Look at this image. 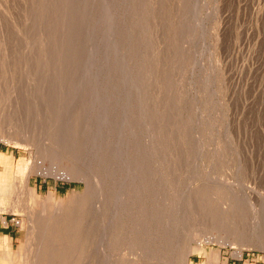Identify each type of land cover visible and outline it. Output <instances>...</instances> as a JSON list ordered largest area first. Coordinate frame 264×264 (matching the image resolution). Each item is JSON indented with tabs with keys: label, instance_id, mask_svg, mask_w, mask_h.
<instances>
[{
	"label": "rangeland",
	"instance_id": "1",
	"mask_svg": "<svg viewBox=\"0 0 264 264\" xmlns=\"http://www.w3.org/2000/svg\"><path fill=\"white\" fill-rule=\"evenodd\" d=\"M94 181L92 236L55 222ZM4 183L0 264H264V0H0Z\"/></svg>",
	"mask_w": 264,
	"mask_h": 264
},
{
	"label": "bare ground",
	"instance_id": "2",
	"mask_svg": "<svg viewBox=\"0 0 264 264\" xmlns=\"http://www.w3.org/2000/svg\"><path fill=\"white\" fill-rule=\"evenodd\" d=\"M19 111V110H18ZM23 111V110H22ZM20 113V112H19ZM6 114V113H5ZM3 115V114H2ZM21 117V116H20ZM22 119V118H21ZM20 119V120H21ZM19 122H21V121H19ZM39 124V123H38ZM28 125V124H27ZM44 125V124H43ZM42 125V126H43ZM47 126H48V124H47ZM46 127V126H45ZM46 128H48V127H46ZM45 129V128H44ZM46 131V130H45ZM22 133L24 132V130L23 131H21ZM48 132V131H47ZM25 133V132H24ZM41 133V132H40ZM49 133V132H48ZM31 134V133H30ZM26 135H27V132H26ZM41 135V134H40ZM44 135V134H43ZM33 136V135H32ZM24 137H25V134H24ZM52 137V136H51ZM63 137V136H62ZM39 138H40V136H39ZM28 139L30 140V139H32V138H30V137H28ZM34 139V138H33ZM64 141V140H63ZM51 143V142H50ZM46 144V143H45ZM45 144H43V147H45L44 145ZM52 144V143H51ZM55 144V143H54ZM34 145V144H33ZM36 148V147H35ZM44 149V148H43ZM51 149V148H50ZM53 149V148H52ZM51 149V150H52ZM54 149H55V147H54ZM38 150V149H37ZM59 151V150H58ZM46 152H47V150H46ZM45 152V153H46ZM56 153H57V151H55ZM51 153V152H50ZM55 153V154H56ZM59 153V152H58ZM49 154V153H48ZM52 156V155H51ZM55 160V159H54ZM76 164V163H75ZM53 166V165H52ZM22 167V166H21ZM40 167V166H39ZM23 168V167H22ZM69 174V173H68ZM70 176V175H69ZM81 179V178H80ZM91 180V179H90ZM26 181V185H28V180H25ZM96 182H97V180H96ZM132 183V182H131ZM96 185H97V183H96ZM136 186V185H135ZM25 187V186H24ZM203 187V186H202ZM133 190H134V185H133ZM199 188V187H198ZM95 189V181H94V183H92V186H90V184H87V188H86V190L83 192V193H79V194H75V192H74V194L76 195V199L75 200H73L74 201V203H73V205L72 206H70V207H68V208H66L65 206L64 207H62V206H60V208L58 209V211H56L55 212V214H56V216L58 217V219L57 220H55V222H59V224H61V225H64V224H67V225H71V227L72 228H74V225L76 226V228H74V229H76L77 231H79L78 233L80 234H83V230H85V234L87 233L89 236L91 235V232H93L94 231V229L95 228H97V226H99V225H101L102 223H101V220H100V217H99V212H97L95 209L97 208V210L98 211H101V209H102V201H101V199H100V197H97L96 196V198H95V196H94V198H93V196H92V193L94 194V190ZM192 189V188H191ZM99 190V189H98ZM196 190V189H195ZM96 191H97V189H96ZM197 191V190H196ZM127 192V191H126ZM9 193H10V185H9V183H4V184H2L1 186H0V199H5L8 195H9ZM119 193V192H118ZM134 193H135V191H134ZM138 193V192H137ZM194 193V192H193ZM21 194V193H20ZM97 194V193H96ZM122 194V193H121ZM52 195V194H51ZM99 195V194H98ZM119 196H120V194H118ZM192 196V195H191ZM74 197V196H73ZM116 197H118V196H116ZM192 197H194V196H192ZM127 198V197H126ZM28 203V202H27ZM47 203V202H46ZM28 204H30V201H29V203ZM27 204V205H28ZM48 204V203H47ZM50 204H52V203H50ZM135 204V201L134 202H132V204H131V206L127 209V208H124V207H120V208H118L117 207V209H115L114 211H112L111 212V218H110V220H109V223L107 222V224H108V226L109 225H118L117 223H119V225L120 226H125L124 225V222H125V220H128L129 219V214L128 213H130L131 214V212H132V210H134L133 209V207L136 205H134ZM92 205V207H93V209L95 210V212H94V214H90L91 213V209H90V206ZM107 207H104L103 209L105 210V211H108L109 209L107 208ZM124 209H126V211L124 210ZM91 210V211H90ZM93 210V211H94ZM90 211V212H89ZM136 211V210H135ZM135 211H134V213H135ZM137 212V211H136ZM43 213V215L45 216H47V213L45 212V211H43L42 212ZM138 213V212H137ZM55 214H53V213H50L49 215H55ZM133 219H138V217H133ZM51 223V222H50ZM83 226L85 227V228H83ZM104 226V228L106 227V225H103ZM67 227V226H66ZM127 227V226H126ZM102 228V227H101ZM120 228H122V227H120ZM123 228H125V227H123ZM82 231V232H81ZM98 231H100V230H98ZM98 231H96V232H98ZM101 231H102V229H101ZM100 231V232H101ZM122 231H123V229H122ZM121 231V232H122ZM66 232V231H65ZM68 232V231H67ZM95 232V231H94ZM93 232V233H94ZM109 232V231H108ZM120 232V233H121ZM126 232V231H125ZM124 232V233H125ZM46 232H44V234H45ZM69 233V235H70V232H68ZM74 233V232H73ZM103 233V236H101V238H102V240L100 241V243L98 244V239L97 238H95V239H97V240H95L96 242V244H98L96 247H97V249L98 250H105V245L103 244L107 239H109V236H107L108 235V233H107V230H106V228L104 229V231L102 232ZM123 233V232H122ZM176 233V232H175ZM74 235V234H73ZM97 235V234H96ZM102 235V234H101ZM174 233H172L170 230L168 231V233H166V237H167V239L168 240H171V242H172V240H174ZM86 236V235H85ZM92 236V235H91ZM93 236H94V234H93ZM72 237V236H71ZM70 237V238H71ZM97 237V236H96ZM99 237H100V235H99ZM45 238H47V237H45ZM68 238V237H67ZM76 238H78L77 236H76ZM93 238V237H92ZM123 238H125V237H123ZM69 239V238H68ZM72 239H73V237H72ZM119 239V238H118ZM122 239V238H121ZM76 240V239H75ZM74 240V241H75ZM78 240V239H77ZM177 240V239H176ZM66 241H67V239H66ZM29 242V241H28ZM196 242V237L193 235V234H190V235H188V238H187V242L185 243V245L183 246V253H182V256L180 257V259H179V261L178 262H175V263H173V261L172 262H167V263H169V264H195L194 262H193V259H192V256H193V254L196 252V251H198V252H200V251H202L201 250V245H195L194 246V243ZM39 243H42V242H39ZM62 243V242H61ZM77 243V242H76ZM79 244H80V248H81V250L83 251V254L85 253V251H86V249H88V246H89V244L87 243V239L82 235V238H81V241L80 242H78ZM77 243V244H78ZM88 245H87V244ZM106 243H108V240H107V242ZM66 244H69L68 242L66 243ZM109 244V243H108ZM107 244V245H108ZM111 244V243H110ZM109 244V245H110ZM177 244V243H176ZM180 244V243H179ZM30 245V244H29ZM32 245V244H31ZM49 245V244H48ZM74 245V244H73ZM91 245V244H90ZM114 245V244H113ZM208 245V244H207ZM70 246V245H69ZM75 246V245H74ZM77 246V245H76ZM202 246H203V244H202ZM27 247H29V246H27ZM67 248V246L65 245L64 247H63V249L64 250H66V248ZM78 247V246H77ZM95 247V248H96ZM31 248V247H30ZM29 248V249H30ZM93 248H94V246H93ZM108 248V247H107ZM33 249H34V247H33ZM41 249H44V246L43 247H39L38 249H37V253H39L40 252V250ZM54 249V248H53ZM75 249V248H74ZM90 249H91V247H90ZM97 249H95V250H97ZM28 250V249H27ZM50 250V249H49ZM57 250V249H56ZM68 250V249H67ZM69 250H70V248H69ZM72 250H73V248H72ZM106 251V250H105ZM105 251H103V252H105ZM31 252V251H30ZM45 252V251H44ZM56 253V251H53V255L52 254H49V257L47 258V261L46 262H43V263H41V260H40V258H37L38 257V255H36L37 257H36V259H33V262H32V264H56L57 263V259L55 258V253ZM69 252V251H68ZM76 252H77V250H76ZM90 252V251H89ZM65 253H67V252H65ZM73 253V252H72ZM81 253V252H80ZM96 252H94V254H95ZM57 254V253H56ZM74 254H75V251H74ZM97 254H99V253H97ZM42 255V254H41ZM67 255V254H66ZM65 255V256H66ZM69 255V254H68ZM72 257H75V256H73V254L71 255ZM81 257H82V255H80ZM35 257V256H34ZM69 257V256H68ZM96 257V256H95ZM58 258V257H57ZM76 258V257H75ZM91 258V257H90ZM90 258H87V262L85 263V264H93L91 261H88ZM99 258V257H98ZM69 259L71 260L72 258H67L66 260H68L69 261ZM84 259V258H83ZM65 260V261H66ZM73 260V259H72ZM72 260L70 261L71 263H72ZM64 261V262H65ZM99 261V260H98ZM107 261V260H106ZM105 261V262H106ZM109 261V260H108ZM64 262H58V264H64ZM67 263V262H66ZM80 263V262H79ZM74 264V263H73ZM83 264V263H82ZM97 264V263H96ZM105 264H108V263H105ZM120 264H128V261L124 258L122 261H121V263Z\"/></svg>",
	"mask_w": 264,
	"mask_h": 264
}]
</instances>
